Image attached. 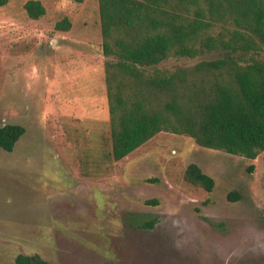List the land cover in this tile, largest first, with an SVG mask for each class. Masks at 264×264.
Masks as SVG:
<instances>
[{
	"label": "rangeland",
	"instance_id": "1",
	"mask_svg": "<svg viewBox=\"0 0 264 264\" xmlns=\"http://www.w3.org/2000/svg\"><path fill=\"white\" fill-rule=\"evenodd\" d=\"M27 1L0 7V126L26 129L13 152L0 148V264H264V153L162 132L113 161L98 0H39V20ZM65 17L71 30L56 31ZM193 164L212 193L185 181Z\"/></svg>",
	"mask_w": 264,
	"mask_h": 264
},
{
	"label": "trees",
	"instance_id": "2",
	"mask_svg": "<svg viewBox=\"0 0 264 264\" xmlns=\"http://www.w3.org/2000/svg\"><path fill=\"white\" fill-rule=\"evenodd\" d=\"M8 2L0 0V7ZM98 4L110 115L108 155L113 161L125 159L162 132L250 161L264 153V0ZM24 9L32 20L46 14L39 0H28ZM71 28L66 17L55 25L59 32ZM213 54L220 56L206 58ZM171 58L201 60L192 66L158 67ZM25 133L21 125L0 126V148L13 152ZM184 179L208 193L216 184L194 164ZM15 264L51 263L19 254Z\"/></svg>",
	"mask_w": 264,
	"mask_h": 264
}]
</instances>
